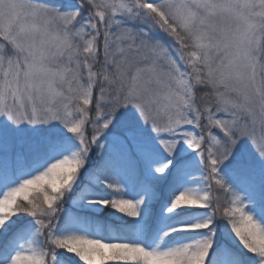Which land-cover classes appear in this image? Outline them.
Segmentation results:
<instances>
[{"label":"snow or ice","instance_id":"1","mask_svg":"<svg viewBox=\"0 0 264 264\" xmlns=\"http://www.w3.org/2000/svg\"><path fill=\"white\" fill-rule=\"evenodd\" d=\"M0 264H264V0H0Z\"/></svg>","mask_w":264,"mask_h":264},{"label":"rangeland","instance_id":"2","mask_svg":"<svg viewBox=\"0 0 264 264\" xmlns=\"http://www.w3.org/2000/svg\"><path fill=\"white\" fill-rule=\"evenodd\" d=\"M66 207L68 206V205H65Z\"/></svg>","mask_w":264,"mask_h":264}]
</instances>
